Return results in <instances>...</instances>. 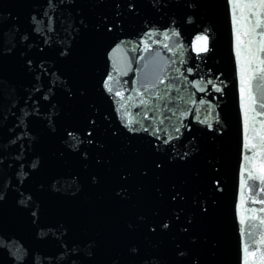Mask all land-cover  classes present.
Returning <instances> with one entry per match:
<instances>
[{"label":"snow or ice","instance_id":"6c2138e0","mask_svg":"<svg viewBox=\"0 0 264 264\" xmlns=\"http://www.w3.org/2000/svg\"><path fill=\"white\" fill-rule=\"evenodd\" d=\"M217 7L34 0L26 28L0 24V230L14 221L47 248L13 245L8 264H227L221 238L201 232L227 188L229 84L209 63ZM224 10L238 81L237 259L264 264V0ZM189 168L201 186L178 178Z\"/></svg>","mask_w":264,"mask_h":264},{"label":"water","instance_id":"95a60500","mask_svg":"<svg viewBox=\"0 0 264 264\" xmlns=\"http://www.w3.org/2000/svg\"><path fill=\"white\" fill-rule=\"evenodd\" d=\"M214 18L216 21L217 34L216 49L209 59V63L213 66V70L220 69L225 72L229 89L227 95L219 101L223 108L222 115L228 119L229 129L227 135L220 142L222 149V164L224 177L227 181V188L221 199V204L217 210L216 220L213 224L202 226L201 232L204 234H212L221 238L224 243L220 255L216 258L218 262H226L227 264H238V219L235 216L234 204L238 201V173L237 167L239 162L238 156V81L234 73V56L231 55L230 36L227 22L225 19L224 0H218V7L214 9ZM198 34L197 29L188 28L185 31V42H194ZM219 61V63H217ZM134 78V73L130 74ZM124 79H128L125 77ZM220 111V109H217ZM211 122V121H210ZM112 150L118 154L119 146L113 145ZM201 176L204 177L203 163L199 165ZM193 169H184L178 173L179 179L189 180L190 185L195 188L201 186L192 176ZM202 255L205 259L207 249H202Z\"/></svg>","mask_w":264,"mask_h":264}]
</instances>
